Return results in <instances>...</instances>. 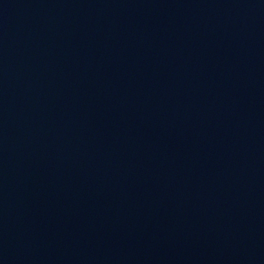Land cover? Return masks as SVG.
Wrapping results in <instances>:
<instances>
[{
  "label": "water",
  "instance_id": "1",
  "mask_svg": "<svg viewBox=\"0 0 264 264\" xmlns=\"http://www.w3.org/2000/svg\"><path fill=\"white\" fill-rule=\"evenodd\" d=\"M0 264H264V0H0Z\"/></svg>",
  "mask_w": 264,
  "mask_h": 264
}]
</instances>
